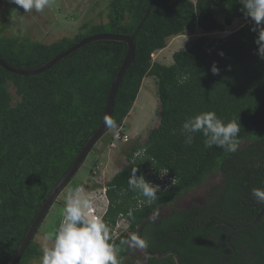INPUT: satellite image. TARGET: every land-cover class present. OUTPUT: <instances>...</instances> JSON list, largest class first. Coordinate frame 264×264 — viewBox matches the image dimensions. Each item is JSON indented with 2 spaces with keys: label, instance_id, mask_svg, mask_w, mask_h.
Segmentation results:
<instances>
[{
  "label": "trees",
  "instance_id": "16d2710c",
  "mask_svg": "<svg viewBox=\"0 0 264 264\" xmlns=\"http://www.w3.org/2000/svg\"><path fill=\"white\" fill-rule=\"evenodd\" d=\"M241 8L239 0H110L105 21L84 23L49 44L7 32L0 16V56L20 69L38 68L89 36L135 34V57L114 100L116 126H109L88 154L101 152L95 149L99 141L110 146L118 130L127 133L124 121L146 78L156 84L155 123L122 151L125 165L108 182L95 181L94 160L87 166L93 182L76 183L101 190L107 202L101 218L121 264H264V217L229 234L264 207L253 194L264 190V24L257 26ZM236 21L243 24L224 38L207 36L227 32ZM197 30L203 35L175 51L169 65L153 61L168 39ZM126 48L121 42H94L33 76L0 67V264L11 259L40 206L99 127ZM213 64L219 74L210 71ZM206 111L225 121L238 117L236 153L205 148L199 134L185 145L181 124ZM135 168L137 176L160 187L155 202L129 190ZM214 180L203 203L173 208L183 195ZM50 208L15 264H40L45 245L37 234ZM228 235L234 251L226 245ZM133 236L147 240L148 247L139 250Z\"/></svg>",
  "mask_w": 264,
  "mask_h": 264
},
{
  "label": "rangeland",
  "instance_id": "374dc122",
  "mask_svg": "<svg viewBox=\"0 0 264 264\" xmlns=\"http://www.w3.org/2000/svg\"><path fill=\"white\" fill-rule=\"evenodd\" d=\"M110 0H51L50 6L46 7L43 12L26 13L18 5L10 2V0H0V16L6 21L7 32H11L18 37H29L38 40L42 43L49 44L55 42L61 37H69L74 34L80 25L84 23H99L101 20L105 21L107 12V4ZM102 18V19H101ZM243 21H236L232 27L224 33H212L207 36L213 39L224 38L233 30L239 28ZM203 35L197 30L193 35H179L167 40L166 47L163 50L156 52L152 59L158 63L169 65L172 62V54L183 48L191 45L195 38ZM155 80L153 78H146L143 80L139 93L136 97L135 103L124 121L125 131L128 135V140L133 139L126 144H119L115 146H108L103 141L97 142L95 149H102L99 154L91 152L88 154L85 163L78 169L73 180L67 185L58 197L49 211L47 218L39 228L37 240L45 245L49 243L45 240L57 230L59 220L63 218V210L65 206V198L68 191H75L77 189L76 183L81 185L85 182L91 184V180L87 178V166L94 160H98L96 172V179L98 183L108 182L114 174L125 165V156L122 154L128 144L133 141H141L146 132L152 128L158 113V98ZM137 137H139L137 139ZM134 138L136 140H134ZM217 182H207L204 186L196 188L185 195H183L178 205H173V208H186L189 204L198 203L205 197V191L209 184ZM80 188V186H79ZM85 190V189H84ZM88 195L94 201V208L92 211L100 216L106 209L107 202L102 197L101 190L87 191L82 195ZM59 202H63L62 205ZM166 208L164 212L169 211ZM141 250V247H138Z\"/></svg>",
  "mask_w": 264,
  "mask_h": 264
},
{
  "label": "clouds",
  "instance_id": "9594fccd",
  "mask_svg": "<svg viewBox=\"0 0 264 264\" xmlns=\"http://www.w3.org/2000/svg\"><path fill=\"white\" fill-rule=\"evenodd\" d=\"M24 12H43L50 6L51 0H10ZM241 11L246 17L260 26L264 24V0H239ZM264 55V43L260 47ZM223 56V53H219ZM210 71L216 75L219 69L213 64ZM106 123L115 127L116 122L108 119ZM175 131V130H174ZM180 134L186 146L193 144L196 135L202 136L204 147H217L226 153H236L239 149L241 126L238 117L229 121L217 116L214 111L201 112L188 116L180 126ZM137 168L132 170L128 188L140 192L148 203L158 199L160 187L147 182L142 175L137 176ZM168 170H165L164 175ZM163 175V176H164ZM161 176V175H160ZM175 178L172 180V182ZM83 187L68 191L65 198L62 221L55 233L46 236L40 264H121L116 247L110 242V228L93 210L94 201ZM258 202L264 203V190L254 189ZM133 215L132 211L128 216ZM132 240L141 248H147L145 239L133 236Z\"/></svg>",
  "mask_w": 264,
  "mask_h": 264
},
{
  "label": "water",
  "instance_id": "95a60500",
  "mask_svg": "<svg viewBox=\"0 0 264 264\" xmlns=\"http://www.w3.org/2000/svg\"><path fill=\"white\" fill-rule=\"evenodd\" d=\"M134 36H122L117 34H111V33H102L97 34L93 36H89L68 49L64 50L57 56L53 57L43 65H41L38 68L35 69H20L17 67H14L10 65L9 63L5 62L1 56H0V67L4 69L5 71H8L10 73L21 75V76H33L38 75L40 73H43L50 69L53 65H55L60 60L64 59L65 57L71 55L72 53L76 52L77 50L81 49L84 46H87L89 44H92L94 42L98 41H114V42H121L126 44V53L123 58L122 63L120 64V67L112 81V84L109 89L103 118L99 125V127L96 129L94 133L87 139V141L82 146L81 150L79 151L78 155L76 156L75 160L71 164V166L68 168L66 173L62 176V178L59 180V182L54 186V188L51 190L47 198L45 199L44 203L40 206L39 211L37 212L35 218L33 219L32 223L30 224L23 240L21 241L20 245L18 246L17 250L14 252L11 259L8 261L7 264H15L20 256L23 254L25 248L28 246L30 240L32 239L36 229L38 228L39 224L43 220L44 216L46 215L48 209L52 205L53 201L57 197V195L63 190V188L66 186L68 181L72 178V176L75 174V172L79 169L81 166L83 160L85 159L86 155L88 154L91 147L98 141L104 133H106L109 129V125L106 123L108 119H111L112 112H113V106H114V100L116 96V92L118 90L119 84L126 73L127 69L131 65V63L134 60L135 57V41ZM264 217V207H262L255 218L246 224L233 227L229 234L233 231L244 229L247 227L252 226L254 223H256L260 218ZM229 235L226 238V245L229 249L233 250V247L230 245L228 241Z\"/></svg>",
  "mask_w": 264,
  "mask_h": 264
},
{
  "label": "built area",
  "instance_id": "2783aa9c",
  "mask_svg": "<svg viewBox=\"0 0 264 264\" xmlns=\"http://www.w3.org/2000/svg\"><path fill=\"white\" fill-rule=\"evenodd\" d=\"M121 130V129H120ZM128 141V135L124 134L121 135L119 130L114 134V139L113 142L111 143V146H116V144H118L119 142H124L126 143Z\"/></svg>",
  "mask_w": 264,
  "mask_h": 264
},
{
  "label": "flooded vegetation",
  "instance_id": "af4514ba",
  "mask_svg": "<svg viewBox=\"0 0 264 264\" xmlns=\"http://www.w3.org/2000/svg\"><path fill=\"white\" fill-rule=\"evenodd\" d=\"M204 202V198H203V200L202 201H199L198 203H196V204H201V203H203ZM193 204H189V206H192ZM195 205V204H194ZM189 206H187V207H189Z\"/></svg>",
  "mask_w": 264,
  "mask_h": 264
}]
</instances>
